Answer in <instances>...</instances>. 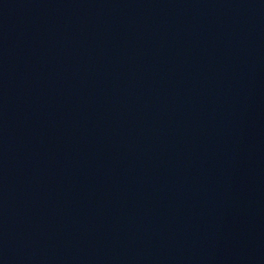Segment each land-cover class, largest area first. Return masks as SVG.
<instances>
[{"label": "water", "instance_id": "water-1", "mask_svg": "<svg viewBox=\"0 0 264 264\" xmlns=\"http://www.w3.org/2000/svg\"><path fill=\"white\" fill-rule=\"evenodd\" d=\"M0 264H264V0H0Z\"/></svg>", "mask_w": 264, "mask_h": 264}]
</instances>
